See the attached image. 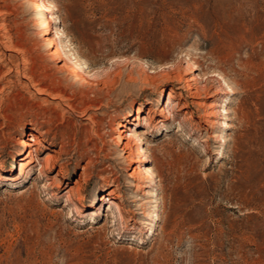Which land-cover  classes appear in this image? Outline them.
I'll use <instances>...</instances> for the list:
<instances>
[{
	"label": "rangeland",
	"instance_id": "374dc122",
	"mask_svg": "<svg viewBox=\"0 0 264 264\" xmlns=\"http://www.w3.org/2000/svg\"><path fill=\"white\" fill-rule=\"evenodd\" d=\"M0 264H264V0H0Z\"/></svg>",
	"mask_w": 264,
	"mask_h": 264
},
{
	"label": "bare ground",
	"instance_id": "6f19581e",
	"mask_svg": "<svg viewBox=\"0 0 264 264\" xmlns=\"http://www.w3.org/2000/svg\"><path fill=\"white\" fill-rule=\"evenodd\" d=\"M54 6V4L52 3V2H49V8L48 9H46L45 10V12L49 15V19H52L53 17H52V15H53V10H52V8H54L53 7ZM36 7H37V9H39L40 11L42 10V7H41V5L39 4V3H37L36 4ZM55 9V8H54ZM53 20V19H52ZM61 31L62 30H60V33H61ZM62 49H63V54H64V56H65V58L66 57H68V58H70V61H71V57H70V55L67 53V51L66 50H64V47L62 46ZM61 52V51H60ZM60 55V54H59ZM61 56V55H60ZM69 60V59H68ZM229 89V88H228ZM230 90V89H229ZM191 94H193V92H191ZM174 102V98H173V95L172 94H169V98H168V100H167V103L168 104H172ZM214 104V103H213ZM217 104V103H216ZM173 105V104H172ZM209 107H213L212 105H210ZM216 115V114H215ZM216 121L214 120L213 121V123H215ZM220 124L221 125H228V124H226L225 123V121L224 120H222L221 122H220ZM215 125V124H214ZM122 127H124L125 129H122L121 130V132H120V136H119V138H121V139H127V143L125 144V146H124V148H125V150L127 149L128 150V153L130 154V155H133V148H132V146H131V143H130V139H129V137H128V135L129 136H136V134H133V133H131V129L130 128H128L127 127V125H125V124H123L122 125ZM129 132V133H128ZM40 138V136H38L37 134H33V133H31V134H29V138L27 139V140H24L23 142H22V146L25 148V150H26V152H27V156L28 155H31V156H33L34 155V148H35V146H36V144H38V139ZM54 139H56L55 137H54ZM222 139V138H221ZM27 148V149H26ZM124 150V149H123ZM26 156V157H27ZM134 156V155H133ZM152 155H149V154H147V155H143L142 156V159L140 160V163L142 162V163H148V161H151L153 158L151 157ZM132 157V156H131ZM133 158V157H132ZM21 160H23V159H21ZM39 160L37 159L36 160V162H38ZM135 160L133 159V162H134ZM30 162L31 161H27L25 164L27 165L26 166V168H22V172H21V174L22 175H27V173H28V171L31 169V167H30ZM39 164H41L42 165V163L41 162H38ZM145 172L147 173V175H149L150 176V179L152 180L153 179V177H154V171H153V169H151L150 167H147V168H145ZM138 178H141V175H140V173H139V177ZM15 179H18V178H15ZM114 202V201H113Z\"/></svg>",
	"mask_w": 264,
	"mask_h": 264
}]
</instances>
